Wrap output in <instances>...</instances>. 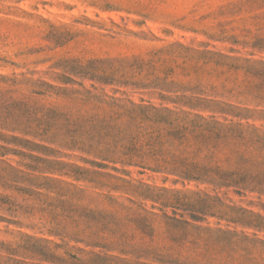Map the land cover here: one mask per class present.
I'll use <instances>...</instances> for the list:
<instances>
[{
    "label": "rangeland",
    "instance_id": "rangeland-1",
    "mask_svg": "<svg viewBox=\"0 0 264 264\" xmlns=\"http://www.w3.org/2000/svg\"><path fill=\"white\" fill-rule=\"evenodd\" d=\"M255 6H264V0H0V113L7 104L23 101L55 109L67 118L48 133L54 139L0 129L8 137L0 146L11 149L0 148V192L21 202L23 196L8 186L28 184L20 183L26 174L44 186L40 191L51 201L57 192L72 197L82 189L81 202L107 216L110 252L123 264H164L131 251L149 249L167 256L165 218L174 211L189 218L187 209L200 204L199 208L229 214L240 215L243 209L254 223L255 215L264 217V197L175 182L170 174L107 157V149L118 152L130 136L139 134L132 104L163 106L161 94H175L165 89L201 84L207 90L216 88L224 100L254 108L257 96H264V63L259 62H264V53L250 55L251 49L221 40L230 35L241 38L245 30L254 32L253 17L261 11ZM205 51L259 63L250 69L241 60L233 66L216 64V59L203 56ZM39 80L55 88L44 86L45 95H34ZM151 124L143 126L151 131ZM80 172L92 181L77 180ZM204 218L202 230L187 232L196 245L187 244L177 253L227 261L232 246L217 241L214 231H256L217 217ZM24 235L44 237L39 230L0 222V264H47L23 255L19 246L26 241ZM241 254L242 250L232 256Z\"/></svg>",
    "mask_w": 264,
    "mask_h": 264
},
{
    "label": "trees",
    "instance_id": "trees-1",
    "mask_svg": "<svg viewBox=\"0 0 264 264\" xmlns=\"http://www.w3.org/2000/svg\"><path fill=\"white\" fill-rule=\"evenodd\" d=\"M255 8L261 11L253 17L254 32L245 30L241 38L230 35L224 36L221 41L241 46L242 49H251L250 55L264 53V6ZM230 51L239 52L234 48ZM201 53L204 57L216 59V64L233 66V63L241 60L247 69L252 64L264 63L213 51ZM17 82L13 81L14 84ZM44 86L55 88L39 80L32 94L45 95ZM165 90L175 94H161V99L165 101L163 106L132 104L131 112L135 114L133 120L136 121L135 127L139 134L130 136L129 142L121 146L122 150L118 152L107 149L113 155L107 157L143 170L170 174L175 177V182L196 183L213 190H233L240 196L250 193L264 197V123L256 125L250 122H264V96H257L258 102L251 108L248 104L240 105L224 100L221 98L224 94L216 88L207 90L201 84L181 90ZM62 119L67 120L65 114L55 109L13 101L0 113V129L54 139L48 133ZM137 119L140 121L137 122ZM78 122L74 120L73 124L80 127ZM144 122L152 123L151 131L143 126ZM0 140L8 141V137L0 133ZM0 148L11 150L2 146ZM24 176L21 182L13 181L28 184L8 186V189L23 196L21 202L0 192V222L36 229L44 235L41 238L24 235L26 241L19 246L23 255H32L47 264H123L110 252L112 246L108 237L110 228L107 216L81 202L85 191H74L72 197L57 192L58 196L51 201L46 193L40 191L44 186L33 183L35 180L28 174ZM76 179L92 181L83 172ZM6 186L2 184V187ZM216 200L221 202L219 197ZM199 205L187 209L190 212L189 218L176 211L173 216L165 218V238L170 243V247H165L167 256L149 249L131 253L138 258L153 257L164 264H235V261L238 262L236 264H264V236L260 235L264 233L263 216L255 215L257 218L254 223L247 220L246 214L249 212L243 209H239L241 214L238 215L218 212L209 207L199 208ZM230 210V213H234L232 207ZM4 214H8L9 218ZM207 216L253 227L256 231L251 234L224 229L214 231L217 241L232 246L228 250L227 261H203L191 252L184 255L177 253V249L186 248L187 244L196 245L188 240L187 232L189 229L202 230L200 222ZM205 230L212 232L210 228ZM60 250L64 252L60 253ZM187 250H190L189 247ZM240 250L243 254L237 258L232 256Z\"/></svg>",
    "mask_w": 264,
    "mask_h": 264
}]
</instances>
